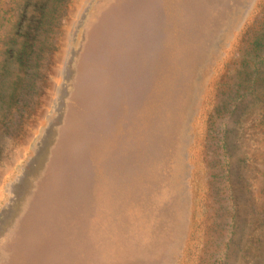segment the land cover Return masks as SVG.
Here are the masks:
<instances>
[{
	"label": "rangeland",
	"instance_id": "1",
	"mask_svg": "<svg viewBox=\"0 0 264 264\" xmlns=\"http://www.w3.org/2000/svg\"><path fill=\"white\" fill-rule=\"evenodd\" d=\"M0 264H264V0H0Z\"/></svg>",
	"mask_w": 264,
	"mask_h": 264
},
{
	"label": "bare ground",
	"instance_id": "2",
	"mask_svg": "<svg viewBox=\"0 0 264 264\" xmlns=\"http://www.w3.org/2000/svg\"><path fill=\"white\" fill-rule=\"evenodd\" d=\"M135 1V0H134ZM147 135V134H146ZM143 138V137H142ZM142 140V139H141ZM146 141V140H145ZM136 144V143H135ZM132 146H134V145H132ZM131 146V147H132ZM166 149V148H165ZM135 152H136V150H135ZM132 153V152H131ZM137 153V152H136ZM166 153V152H165ZM119 155H120V153H119ZM121 157V156H120ZM130 159H132V158H130ZM122 160V159H121ZM138 160V159H137ZM136 161V160H135ZM122 166V165H121ZM125 166V165H124ZM102 167V166H101ZM111 167V166H110ZM114 169V168H113ZM117 170V169H116ZM104 171V170H103ZM115 171V170H114ZM110 172H111V170H110ZM103 173V172H102ZM115 173H116V171H115ZM107 175V174H106ZM78 182H79V180H77ZM95 181V180H94ZM77 182V183H78ZM86 185V184H85ZM91 185V184H90ZM79 186V185H78ZM73 188V187H72ZM80 188V187H79ZM86 188H87V186H86ZM91 188V187H90ZM74 190V189H73ZM88 190V189H87ZM81 191H83V190H81ZM84 192V191H83ZM82 193V192H81ZM86 193V192H85ZM73 195V194H72ZM85 195V194H84ZM89 195V194H88ZM85 197V196H84ZM91 197V196H90ZM63 198V197H62ZM80 198H82L81 196H80ZM86 198V197H85ZM62 202V201H61ZM61 204V203H60ZM90 205V204H89ZM74 206V205H73ZM46 209V208H45ZM76 209V208H75ZM88 209V208H87ZM85 210V209H84ZM75 212V211H74ZM32 213V212H31ZM35 213V212H34ZM76 215V214H75ZM35 216V215H34ZM51 216V215H50ZM65 216H66V214H65ZM70 216V215H69ZM72 217V216H71ZM50 218V217H49ZM35 219V218H34ZM61 220H62V218H61ZM59 221V220H58ZM31 222V221H30ZM48 225V224H47ZM44 226V225H43ZM50 226V225H49ZM62 226V225H61ZM42 227V226H41ZM45 228V227H44ZM62 228V227H61ZM51 229V228H50ZM40 230H41V228H40ZM63 230V229H62ZM50 231V230H49ZM66 233V232H65ZM67 234V233H66ZM44 235H45V232H44ZM48 235V234H47ZM67 235H69V234H67ZM60 236V235H59ZM43 237V236H42ZM63 239H64V237H63ZM38 240V239H37ZM50 243V242H49ZM53 243V242H52ZM62 244V243H61ZM37 245H38V242H37ZM60 245V244H59ZM56 248V247H55ZM55 251V250H54ZM53 251V252H54ZM49 255V254H48ZM51 256V255H50ZM53 256V255H52ZM51 260V259H50ZM49 260V261H50ZM53 260V259H52ZM48 261V260H47ZM50 263V262H49Z\"/></svg>",
	"mask_w": 264,
	"mask_h": 264
}]
</instances>
